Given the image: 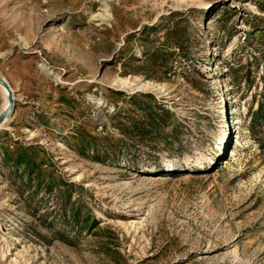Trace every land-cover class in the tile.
I'll use <instances>...</instances> for the list:
<instances>
[{
	"label": "rangeland",
	"instance_id": "374dc122",
	"mask_svg": "<svg viewBox=\"0 0 264 264\" xmlns=\"http://www.w3.org/2000/svg\"><path fill=\"white\" fill-rule=\"evenodd\" d=\"M0 75V264H264V0H0Z\"/></svg>",
	"mask_w": 264,
	"mask_h": 264
},
{
	"label": "water",
	"instance_id": "95a60500",
	"mask_svg": "<svg viewBox=\"0 0 264 264\" xmlns=\"http://www.w3.org/2000/svg\"><path fill=\"white\" fill-rule=\"evenodd\" d=\"M0 85L3 86L6 90V94H7V104L5 105V107H3L0 110V123L2 121L5 120V118L9 115L12 106H13V94H12V90L11 87L9 86V84L7 83V81L0 75Z\"/></svg>",
	"mask_w": 264,
	"mask_h": 264
},
{
	"label": "bare ground",
	"instance_id": "6f19581e",
	"mask_svg": "<svg viewBox=\"0 0 264 264\" xmlns=\"http://www.w3.org/2000/svg\"><path fill=\"white\" fill-rule=\"evenodd\" d=\"M126 83H127L126 80H122V84H126ZM147 85H149L148 82L144 83V86H147ZM0 87H2V89H3V90H2V93H3V95H4V102H3L2 107H1V109H2L3 107H5V105L7 104L8 100H7V94H6L7 92H6L5 88H4L3 86H1V85H0ZM1 109H0V110H1ZM6 119H7V117L5 118L4 121H2V122L0 123V127L3 126V125L5 124ZM202 155H203L202 157H204V154H202ZM161 157L163 158V161H164L165 163H171V162L174 161L173 159L167 157V156L164 155V154H161ZM189 157H191V155H186L185 159L188 161V158H189ZM205 158H207V157H205ZM171 164H172V163H171Z\"/></svg>",
	"mask_w": 264,
	"mask_h": 264
}]
</instances>
